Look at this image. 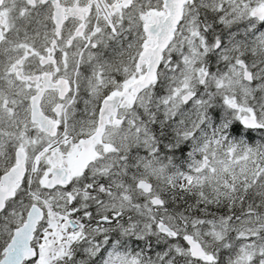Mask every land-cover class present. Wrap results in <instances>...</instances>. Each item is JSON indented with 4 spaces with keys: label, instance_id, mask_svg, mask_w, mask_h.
<instances>
[{
    "label": "snow or ice",
    "instance_id": "6c2138e0",
    "mask_svg": "<svg viewBox=\"0 0 264 264\" xmlns=\"http://www.w3.org/2000/svg\"><path fill=\"white\" fill-rule=\"evenodd\" d=\"M0 264H264V0H0Z\"/></svg>",
    "mask_w": 264,
    "mask_h": 264
}]
</instances>
